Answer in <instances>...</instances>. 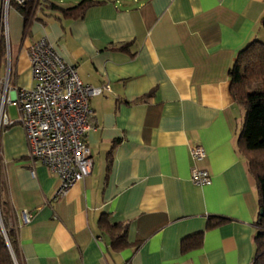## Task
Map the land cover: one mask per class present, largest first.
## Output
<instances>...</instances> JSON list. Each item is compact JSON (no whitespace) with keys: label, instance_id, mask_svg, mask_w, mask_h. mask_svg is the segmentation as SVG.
I'll return each instance as SVG.
<instances>
[{"label":"crops","instance_id":"0c3cea01","mask_svg":"<svg viewBox=\"0 0 264 264\" xmlns=\"http://www.w3.org/2000/svg\"><path fill=\"white\" fill-rule=\"evenodd\" d=\"M79 1L36 0L26 18L7 10L0 100L10 120L6 100L32 86L27 48L40 38L84 84L110 87L89 100L91 171L62 195L41 162L31 175L21 125L0 124V199L19 264H250L258 205L228 71L264 39V0H94L79 17L58 8ZM193 144L205 150L207 185L190 180ZM211 215L228 219L207 229ZM117 224L125 244L115 250ZM200 231V246L182 249Z\"/></svg>","mask_w":264,"mask_h":264},{"label":"built area","instance_id":"2783aa9c","mask_svg":"<svg viewBox=\"0 0 264 264\" xmlns=\"http://www.w3.org/2000/svg\"><path fill=\"white\" fill-rule=\"evenodd\" d=\"M10 0H0V25L7 34V10ZM16 4L36 0H13ZM33 84L17 88L14 98L6 102L16 106L17 118L12 121L4 111V96L0 100V124L18 122L24 132L30 173L35 175L34 162L39 161L58 178L55 196L64 194L91 171L92 158L85 141L93 128L89 100L93 95L109 90V84H84L76 67L65 62L46 38H40L27 48ZM190 180L207 185L211 175L200 165L205 150L199 144L189 148ZM27 219V217H24Z\"/></svg>","mask_w":264,"mask_h":264},{"label":"trees","instance_id":"16d2710c","mask_svg":"<svg viewBox=\"0 0 264 264\" xmlns=\"http://www.w3.org/2000/svg\"><path fill=\"white\" fill-rule=\"evenodd\" d=\"M33 3L16 4L10 0L9 7H15L26 18L31 7H33ZM95 3L97 1L80 0L74 6L58 8L64 15L79 17ZM262 25L264 28V17ZM5 51L6 41L0 26V58L4 56ZM228 75L231 96L244 110L235 144L237 151L245 157L248 171L254 178L258 205L254 235L255 253L250 264H264V39H252L239 50ZM9 216V208L0 199V264H16L15 261L19 264L17 239L15 230L9 223ZM227 219L224 216L211 215L207 219L206 228L223 224ZM103 227L107 228L104 224ZM119 228L120 225L117 224L113 226V230L110 232L111 245L115 250L125 244V234H119ZM201 238L202 231L184 237L181 241L182 249L200 246ZM7 242L10 244L13 254Z\"/></svg>","mask_w":264,"mask_h":264},{"label":"rangeland","instance_id":"374dc122","mask_svg":"<svg viewBox=\"0 0 264 264\" xmlns=\"http://www.w3.org/2000/svg\"><path fill=\"white\" fill-rule=\"evenodd\" d=\"M52 1H58V0H52ZM76 1L77 0H63L62 4H71V3H75ZM1 30H2V33L4 35V32H3V29L2 28H1ZM4 39H5V36H4ZM5 110H7V109H5ZM7 111H9L11 113L13 110L12 109H8ZM16 264H17V261H16Z\"/></svg>","mask_w":264,"mask_h":264},{"label":"water","instance_id":"95a60500","mask_svg":"<svg viewBox=\"0 0 264 264\" xmlns=\"http://www.w3.org/2000/svg\"><path fill=\"white\" fill-rule=\"evenodd\" d=\"M7 244H8V246H9V249H10L11 253L13 254L10 244H9L8 242H7ZM15 262H16V261H15Z\"/></svg>","mask_w":264,"mask_h":264}]
</instances>
